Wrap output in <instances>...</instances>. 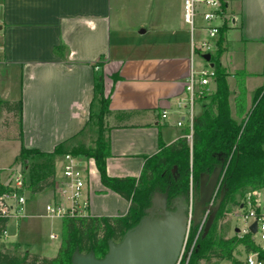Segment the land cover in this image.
<instances>
[{
	"label": "crops",
	"instance_id": "obj_1",
	"mask_svg": "<svg viewBox=\"0 0 264 264\" xmlns=\"http://www.w3.org/2000/svg\"><path fill=\"white\" fill-rule=\"evenodd\" d=\"M128 1L0 0V99L22 100L26 148L50 153L64 143L67 150L91 120L99 78H103L109 98L105 127L112 154L106 161L110 176L138 177L147 158L158 153L162 144L169 145L187 135V121L183 126L177 124L183 114L176 103L185 94L186 81L192 68H197L196 64L199 67L195 60L200 57L192 54L195 30L188 34L183 0H159L153 22H146L150 7L146 20L139 22ZM263 11L264 0H240L234 7L229 0L227 13L235 21L226 35L237 32L236 41L264 44V36L258 31L264 23ZM198 21L197 40L205 37L203 19L199 17ZM149 23L161 32L160 43L140 45L124 38L135 24L145 27ZM142 30L140 34L148 28ZM224 53L222 65L251 74L246 85L253 76L264 77V64L256 72L245 61H237V51L228 49ZM14 74L16 84L12 82ZM113 74L118 78L114 80ZM15 85L16 95H12ZM257 85L252 92L247 87L250 101L262 86ZM164 110L169 112L167 118L162 117ZM64 154L57 156V186L62 183L57 171ZM89 168L85 191L89 214H126L129 202L101 183L94 161ZM55 190H50L52 198ZM32 197L27 204L29 215L36 213V198Z\"/></svg>",
	"mask_w": 264,
	"mask_h": 264
},
{
	"label": "trees",
	"instance_id": "obj_2",
	"mask_svg": "<svg viewBox=\"0 0 264 264\" xmlns=\"http://www.w3.org/2000/svg\"><path fill=\"white\" fill-rule=\"evenodd\" d=\"M227 6L225 2L223 5L225 10ZM229 28L228 24L221 28L214 50L216 53L214 60L213 53L211 54V61L216 71L215 88L210 94L199 99L211 98L212 101L209 104L205 103L203 111L196 115L192 140L186 135L169 145L161 143L160 151L147 158L138 177H113L108 174L106 161L112 154L110 141L104 136L105 128L101 129L95 147L85 153L87 158L94 159L101 183L129 202L127 213L118 216L92 214L64 216L62 240L56 256L47 257L26 251L23 257H19L11 252L0 251V264H72L76 251L93 253L96 258L101 259L108 253L111 241L121 240L127 231L136 227L148 214L153 196L157 191L167 194V208L175 210L177 198L186 196L189 202L190 179L194 180L192 197L198 198L201 174H211L216 168H221V173L225 171L221 182L223 188L221 190L224 191L225 197L233 199L237 193L245 196L248 192L264 188V85L254 91L251 106L248 107L246 83L247 77L251 74L245 69H237L232 73L237 92L233 99L235 115L241 119L238 121L232 118L229 105L230 90L226 81L230 73L224 70L220 60L221 55L228 50L226 33ZM262 75H264V69ZM111 76L114 80L118 78L117 74ZM97 96L103 103V111L109 113V98L105 96L103 78L97 81ZM0 110L13 117L14 123L18 125L12 137L0 136V140L21 141V150L15 159V164L20 162L24 166L34 156L53 159L66 153L64 143L50 153L25 147L22 100L0 99ZM72 153L79 156L84 154ZM174 164L179 165V172L176 175L170 174L169 177L167 173L163 175L165 168ZM56 167L55 161L46 163L37 172V177L30 179L28 188L32 195L55 188ZM200 222L201 220L196 225L191 224L197 239L193 264H200V259L203 257L209 261L227 259L232 264H243L233 259V252L238 245H242L247 253H258L259 257L264 259V251L255 243L252 233L246 232L241 238L214 243L209 231L204 235V225L200 229ZM6 226L7 221L0 219V237Z\"/></svg>",
	"mask_w": 264,
	"mask_h": 264
},
{
	"label": "rangeland",
	"instance_id": "obj_3",
	"mask_svg": "<svg viewBox=\"0 0 264 264\" xmlns=\"http://www.w3.org/2000/svg\"><path fill=\"white\" fill-rule=\"evenodd\" d=\"M238 1L240 0H230V6L231 7L236 6ZM158 2L159 0L158 1L157 0H130L128 1V4L131 9L133 7V10L135 13L134 16H137L139 22L142 19L143 21L146 20L144 18H146V12L148 10V7H150L149 8V12H150L149 18L146 22H153L154 21L153 19L155 18V16L157 17L156 6ZM136 6H139L140 8L136 9L135 8ZM151 24L145 26L148 28V31L144 34H140V31L145 28L143 27L144 25L139 27V25L135 24L134 27H132L131 29L132 33H128L127 35L124 36V38L127 39L128 43L134 42L140 45H148V44H152V43L154 44L158 42L160 43L158 39H160L161 32L154 30L151 27ZM199 24L200 23L197 18L196 23H195V32H194L196 40L198 36L197 29L199 28ZM187 26L189 28L188 34L191 35V26L190 25H187ZM258 31L264 36V33H263L264 23L262 24L260 23L258 27ZM236 33L231 32L230 35H226V39H230V41L228 40L227 42L228 49L230 51H233V50L237 51V54H236L237 61L239 60L245 61V63L247 64V67L250 70H253L256 72L260 71L263 68V64H264V44L261 45L257 42L254 43L249 40L236 41ZM229 45L230 46L232 45L233 48L232 47L229 48ZM212 53H213V60H214L216 53L214 51ZM221 57H220V60H221ZM223 66H224V70L230 73V75L226 77V81H227V84L230 90L229 105H230L231 116L232 118L240 121L241 118L235 115V105L233 101L234 96L237 92H236L235 78L232 75V73L236 71L237 69L233 70L230 66L229 67L225 65ZM196 67L198 68L197 64H196ZM12 80H13L12 82L16 84V74L12 75ZM214 81L211 83L212 90L215 88ZM257 84H261L262 86L264 85L263 76L261 79L256 76L251 77L247 85L248 91L252 92L253 89L258 86ZM11 94L16 95V85L13 88V92ZM211 101H212L211 98L207 100H204V99L199 100L197 107H196V115L197 113H200L203 111L204 109L203 105L205 103L209 104L211 103ZM249 106H251V101L248 99V107ZM103 109H104L103 103L100 101L99 96H97L95 103H94V109L92 111V118L90 122L88 123L86 130H84V132H82L80 136H78L75 140H73L69 148L66 150L70 153L72 152L84 153L80 157L85 159L88 162V164H90L91 161H94V159L87 158L85 156V153L95 147V143L101 133V129L102 128L106 129L105 119H106V115L108 114V112L103 111ZM17 129H18V125L17 123L16 124L14 123L13 117L9 116L3 110H0V136L10 138L16 133ZM104 136L106 138L107 136L106 131L104 133ZM190 147L192 148V144L190 145ZM19 151H20V142L18 139L0 140V168L2 172L1 173L2 179H4L10 174V166H13V165L17 166L20 163L19 162L18 164H15V159ZM191 153H192V149H191ZM54 161L58 165L60 162V158L56 157V158L51 159V158L34 156L28 161L27 164H25L24 166L22 165V170L26 177L27 184L29 185L30 179L32 177H37L36 174L42 168L43 165H45L46 163H52ZM178 166H179L178 164H174L173 166H168L167 168H165L166 170L164 171L163 175L165 173H167L168 177L170 176V174L176 175L179 172ZM174 167H176L175 171H174ZM89 172H90V168H89ZM224 172H222L220 175V178L218 180L213 197L211 201L209 202L210 205H213V206L216 205L217 201L220 199L221 195L224 193V191L221 190L223 189L221 187V182L223 180ZM57 174H58V177H60V174H61L60 169H58ZM193 185H194V180L193 178H191L190 179L189 208H188L187 214H190V212L193 213V209H194L195 198L192 197ZM254 192H256L258 195L253 194ZM254 192L252 191L248 192L246 193L245 196L244 195L241 196L240 193H237L235 194L233 199L225 197L224 195V199L222 201L220 209L217 212V215L209 230L212 242L219 243L222 240H228L232 238L233 239L241 238L246 233L243 231V228L245 227L243 216L251 208L250 205L247 204V197L251 196L252 199L256 200L260 206L264 207V188L256 190ZM33 196L36 198V201H35L36 202V213L34 215H29V216H26L20 219L18 224L14 220L9 222V226H8L9 239L16 241V243L18 242L20 247L18 246V244L10 242L9 239L7 238V239L0 240V251L11 252V253L18 255L19 257H23L25 251L38 252L40 254L53 257L57 254V250L62 240V234H63L62 219L53 218V217H49L45 215L46 204H52V205L55 204V201L52 198V191L45 190ZM157 197L160 198V196L156 195L155 197L156 201H157ZM32 198H33L32 194L30 193V190L28 188L27 204H30L32 202ZM29 212H31V209ZM209 215H210L209 212H205L202 217L203 219L200 222V223H202V221L204 222V230H205L206 222L208 221L210 217ZM191 224L193 225V223ZM191 224H190V228L188 232L186 245L184 248L185 250L184 253L185 255H187L186 256L187 258L183 257V261L181 262L182 264H193L194 262L193 256L196 251L195 247H196L197 239H196V232L195 234H193V229L191 228L192 227ZM51 234H56L57 238L55 239L51 238ZM191 235H194L193 236L194 238L191 237ZM253 238L255 240V243L259 245L261 249L264 251V240L260 239L259 234L256 233L255 235H253ZM121 240L116 241V243H119ZM223 245L227 246V244H223ZM262 250L260 252H262ZM83 254H88V253L85 252ZM251 254H254L253 258L255 260H263L264 262V259H261L258 253H247L242 245H238L235 248L233 252V259L239 260L243 264H248L247 258ZM200 264H232V262L227 259H224V260L213 259L209 261L205 257H203L200 259Z\"/></svg>",
	"mask_w": 264,
	"mask_h": 264
},
{
	"label": "built area",
	"instance_id": "obj_4",
	"mask_svg": "<svg viewBox=\"0 0 264 264\" xmlns=\"http://www.w3.org/2000/svg\"><path fill=\"white\" fill-rule=\"evenodd\" d=\"M229 0H184L183 16L186 23L191 26V30H195L196 19H203L202 30L205 37L192 41V54L200 57L195 60L199 64L198 68H192L190 75L186 81L185 94L177 100V109L182 112L183 118L177 122L179 126H183L187 121V137L192 140L194 120L196 117V107L199 99L211 93V83L214 81L216 71L212 62L203 58L206 53H211L216 49L217 41L220 36L221 28L228 24L232 26L235 18L227 13L224 9V3ZM169 112L164 110L163 118L168 117ZM18 166L10 169V174L4 179L0 178V219L7 221L6 228L2 231L0 240L7 239L8 223L11 220L19 221L28 216L27 209V192L28 184L22 168L17 170ZM62 183L58 186L55 184V196L53 197L55 204H46L45 215L53 218H63L64 216H84L89 214V200L85 195L86 188L89 183L90 172L88 162L73 153L67 152L63 155L61 165ZM10 179L9 183H7ZM253 194H257L254 192ZM247 204L250 205L243 218L245 222L244 232H250L248 227L257 221V234L260 239L264 240V207L260 206L251 196L247 197ZM192 212H190V215ZM202 221L200 229L203 227ZM185 237L184 246L181 255L176 264H182L188 232ZM51 238H57L56 234H51ZM254 254L247 258L248 264H264L263 260H255ZM187 258V257H186Z\"/></svg>",
	"mask_w": 264,
	"mask_h": 264
},
{
	"label": "water",
	"instance_id": "obj_5",
	"mask_svg": "<svg viewBox=\"0 0 264 264\" xmlns=\"http://www.w3.org/2000/svg\"><path fill=\"white\" fill-rule=\"evenodd\" d=\"M203 58L211 62L212 55L206 53ZM21 168L22 164H19L17 170ZM175 170L176 167H174ZM220 175L221 168H216L211 174H201L200 196L195 198L191 215L187 214L189 202L186 196L177 198L176 209L169 210L167 194L156 192L148 214L136 227L128 231L119 243L111 241L105 257L98 259L93 253L83 254L76 251L72 264H176L181 255L189 225L191 223L196 225L203 219L205 212H209L210 217L206 222L204 235L210 230L224 199L222 194L216 205L209 204ZM9 181L10 179L7 183ZM156 195L160 196V198L157 197V201ZM248 229L255 235L257 221H254Z\"/></svg>",
	"mask_w": 264,
	"mask_h": 264
}]
</instances>
